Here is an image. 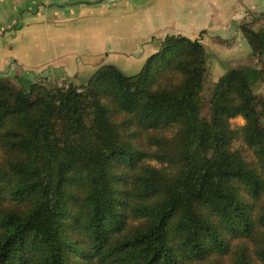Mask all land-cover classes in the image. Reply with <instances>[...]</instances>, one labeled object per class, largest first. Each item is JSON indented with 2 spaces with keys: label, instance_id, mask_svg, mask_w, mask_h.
Masks as SVG:
<instances>
[{
  "label": "trees",
  "instance_id": "16d2710c",
  "mask_svg": "<svg viewBox=\"0 0 264 264\" xmlns=\"http://www.w3.org/2000/svg\"><path fill=\"white\" fill-rule=\"evenodd\" d=\"M241 31L263 57L264 26ZM205 73L166 35L81 89L0 78V264H264V67L225 70L208 115Z\"/></svg>",
  "mask_w": 264,
  "mask_h": 264
},
{
  "label": "crops",
  "instance_id": "0c3cea01",
  "mask_svg": "<svg viewBox=\"0 0 264 264\" xmlns=\"http://www.w3.org/2000/svg\"><path fill=\"white\" fill-rule=\"evenodd\" d=\"M261 8L264 0H0V73L68 71L102 55L119 67L143 62L166 35H231L246 9Z\"/></svg>",
  "mask_w": 264,
  "mask_h": 264
},
{
  "label": "rangeland",
  "instance_id": "374dc122",
  "mask_svg": "<svg viewBox=\"0 0 264 264\" xmlns=\"http://www.w3.org/2000/svg\"><path fill=\"white\" fill-rule=\"evenodd\" d=\"M251 24L253 28H258L264 26V8L261 9H246L245 17L237 25V29H230L229 33L224 36H218L216 34L208 35L205 32L199 38H197L201 44L204 46L206 51V73L204 76L203 90L201 93L202 97V112L203 115L209 114V100L213 91L215 90L217 79L219 76L227 69L238 67V66H248L254 65L258 68L264 67V56L257 57L251 52L250 45L246 38L243 36L241 31L242 24ZM203 33V31H202ZM237 34V35H236ZM207 35V37H205ZM228 36L229 38H227ZM157 45V52L159 50L161 41ZM154 52V53H155ZM153 54V53H152ZM151 54V55H152ZM149 55L147 58H149ZM105 56L102 55L99 58L94 57V60H86L84 62L83 68H75L72 70L64 69H44L39 72H18L16 76H22L30 79L34 83L41 84L46 89H51L55 87L67 88L69 84L75 85L77 88L81 89L87 85L89 77L101 66L106 64H111L124 70L126 74L132 75L139 73L147 60L143 62H121L120 67L112 62L108 61ZM0 78H4L12 82L17 88L19 85L15 80V76L9 71L0 73ZM254 93L258 97H264V86L257 85L254 87ZM233 128L239 127L244 124V119L241 116L235 117L230 120ZM234 145L240 146V150L247 157V160H251V152L246 150L245 146L239 145V140L234 141ZM2 156V153L0 152ZM5 161V160H4ZM10 163L7 160V170H10Z\"/></svg>",
  "mask_w": 264,
  "mask_h": 264
}]
</instances>
